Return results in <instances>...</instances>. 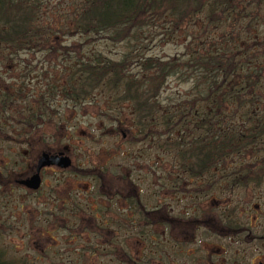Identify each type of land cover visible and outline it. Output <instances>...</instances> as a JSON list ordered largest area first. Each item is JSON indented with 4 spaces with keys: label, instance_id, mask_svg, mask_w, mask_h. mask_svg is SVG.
<instances>
[{
    "label": "trees",
    "instance_id": "trees-1",
    "mask_svg": "<svg viewBox=\"0 0 264 264\" xmlns=\"http://www.w3.org/2000/svg\"><path fill=\"white\" fill-rule=\"evenodd\" d=\"M68 4L66 12L59 10V2L0 0V63L18 50L66 53L53 40L57 31L124 43L125 49L118 59L98 51L73 59L60 70L67 72L63 81L54 79L34 98H26L20 86L1 91L0 141L2 135L13 133L30 144L39 131L40 142H45L43 129L59 119L52 107L54 97L76 106L101 92L108 102L99 112L122 113L120 106L127 103L131 116L126 140L156 138L155 147L171 156L169 171L187 177L206 175L215 193L219 191L214 178H224L227 191L264 183V0H69ZM154 34L167 36L166 41L188 39L183 52L166 58L148 55L145 47L134 48L140 37ZM170 77L189 82L190 87L174 102H163L160 90ZM114 119L121 123L117 116ZM76 170L93 177L95 187L86 192L97 198L107 175L130 179L108 173L106 166ZM124 199L130 205V199ZM75 200L70 198L72 206H77ZM222 204L230 207L214 212L226 222L224 228L248 229L243 206ZM75 209L96 219L93 209ZM257 211L261 215L255 221H260L264 210ZM122 218L128 221L125 215ZM253 235L261 241L260 234ZM1 253L0 264H17Z\"/></svg>",
    "mask_w": 264,
    "mask_h": 264
},
{
    "label": "rangeland",
    "instance_id": "rangeland-1",
    "mask_svg": "<svg viewBox=\"0 0 264 264\" xmlns=\"http://www.w3.org/2000/svg\"><path fill=\"white\" fill-rule=\"evenodd\" d=\"M48 1L51 4L59 2L60 11H70L69 0ZM46 9L51 10L49 5ZM47 14L50 18L51 13ZM195 27L199 32L200 26ZM189 35L191 36L190 33ZM163 37L167 36L143 35L134 48L145 47L148 55L166 58L183 52L184 41L186 43L188 39L179 37L166 41L168 38ZM53 40L65 47L67 54L59 50L51 53L32 51L33 49L10 52L11 58L5 60V63H0V92H12V88L20 86L27 95L26 98H34L46 87L52 86L54 79L63 81L67 72L60 70L67 67L73 59L89 56L95 51L118 59L125 49L124 43L112 44L104 38L85 37L77 33L62 34L57 31ZM195 41L198 43L197 39ZM189 87V82L183 83L170 77L161 88L159 97L163 102H174ZM95 95L91 101L76 106L58 96L54 97L52 107L59 119L55 122L52 120L48 128L40 127L47 128L43 129L47 134H44L45 142H40L39 131L36 136L34 134L30 144L25 138L17 137L13 133L2 135L4 141H0V252L2 251L3 258L17 264H184L181 256H170L168 260L167 239L162 228L132 229L121 224L119 228L115 227L117 233L112 238L110 232L101 233L94 225H79L78 220L84 214L75 208L93 209L98 215V205L95 203L96 197L91 195L93 193L86 192L95 187L93 177L88 176L89 173H80L76 170L78 167L106 166L108 173L115 171L117 174L127 175L143 193H153L159 189L162 191L168 181L166 178L170 177L167 176V170L171 156L155 147L156 138L134 143L126 140L131 116L129 105L121 104L122 113L112 109L110 116L107 113L103 115L99 111L106 108L108 97L105 98L101 92ZM116 116L121 123L115 121ZM118 130L124 133L123 138ZM41 151H63L71 158V164H76L77 168L71 170L70 165L60 170L55 167L44 169L40 173L42 187L34 195L10 181L26 173L30 167L29 159L36 158ZM107 177H110V174ZM123 180L124 178L112 181L114 184L111 185L110 180L106 178L102 185L115 188ZM184 181L183 188L189 190L199 185L191 182L189 178H184ZM214 181L218 193L212 192L210 196L193 194L190 191L191 198L196 195L194 200L184 198L187 192L183 191L184 196H181L178 202L170 200V206H183L186 209L194 202V206L200 209L198 218L209 221H214L211 209L215 208L217 214L221 210L220 203L243 206L246 212H243L245 215L242 217L251 221L255 218L252 216L253 211L259 210L260 207L261 211L264 210V183L258 187L248 186L227 191L222 183L224 178H214ZM159 182H163V187L158 186ZM71 197L77 199V206H72ZM157 199L155 198V201ZM260 222H250L252 232L246 236H243L244 232L227 236L225 230H218L204 245L211 255V262L239 264L240 261H234L235 257H239L242 264H264V238L258 242L253 235L261 234V230V235H264V216L260 217ZM175 230L176 236H183L181 228ZM105 238L114 244L108 245ZM233 255L235 257H232Z\"/></svg>",
    "mask_w": 264,
    "mask_h": 264
},
{
    "label": "flooded vegetation",
    "instance_id": "flooded-vegetation-1",
    "mask_svg": "<svg viewBox=\"0 0 264 264\" xmlns=\"http://www.w3.org/2000/svg\"><path fill=\"white\" fill-rule=\"evenodd\" d=\"M118 131L123 138L124 133L120 130ZM29 160L31 161L28 162L30 164L28 171L23 175L18 176L19 178L17 179L12 178V181H10V183H15L20 188L26 190V192L36 195L42 187V177L40 175L41 171L50 167H58H42L39 171V186L36 190H31L26 188L24 185L18 184L16 182V180L24 179L33 173L36 158ZM169 168L173 169V167L170 166ZM169 168L167 170V176H173L174 180H171L170 177L166 178L168 179V181L165 182L166 187L162 191H160L159 189L156 192L153 191V193H143L142 190L138 188L131 179H124L123 181H120L117 184L118 187L115 188H106L104 185H102V187L99 189L98 198L96 197L95 199V203L98 205V215L95 214L96 219L92 216H88L87 214H85L86 216L81 215V219L78 220L80 222L79 225L90 224L97 226L99 227L101 233L110 232L112 234V238L117 233L115 227L119 228L121 224L132 229L136 227L162 228L165 231V236L167 239L166 252L168 260L170 256H181L180 258L183 259L184 264H213L211 262V255L209 254V252H207L208 248H204V245L207 244L206 240L216 235L218 233V230H225V234L227 236L242 232L245 233L243 236H246V234L252 232V225H250V222L252 224L253 222L255 224L261 223L259 220L255 221V219L259 217L258 211H253L254 213L252 212V216L255 218L253 219V221L247 219L248 229L242 232L240 231V229L239 231L237 230L235 232H230V230L222 226V224H225L226 222L221 221L217 218L216 214L214 213L215 208L211 209L214 221H209L208 219L200 220L198 218V211H200V209L194 206V202H191L186 209L183 206L171 207L169 201L175 200L176 202H178L181 196H184L183 191L187 192V195L186 197L184 196V198H190L194 200L196 198V195H193V197L191 198V195L189 193L190 191L193 194L202 193L204 195L210 194V196L212 192L210 190L211 181L207 182L205 180L206 175L187 177V174H185L184 172L169 171ZM58 169L60 170V168ZM106 178H108L111 185H113L114 183L112 181L115 182V180H121L122 177L118 175H110V177ZM184 178H189L191 182L199 183V185H197L196 187H192L191 190L183 188V185L185 184ZM149 184L152 185L151 180H149ZM136 190L139 191L138 195L136 194ZM122 194L126 197H123ZM124 198L130 199V205L126 203ZM155 198H158L157 201H155ZM220 204L221 208H223V206L225 208L230 207L229 205H225L222 203ZM242 211L246 212V210L244 209H242ZM224 214L226 217L230 216L228 213ZM123 215L128 218V221L122 218ZM236 223L240 222L236 221ZM257 227H259V225ZM110 228L111 230H109ZM175 228H181V230L183 231L181 232V234H183V236H176ZM262 231L263 230L260 231L261 234ZM261 234L259 236L260 240L264 238V235ZM105 241L110 246L114 244L110 242L108 238H105ZM199 241H201V243H199ZM232 257H235V255H233ZM172 262L173 261H171V263ZM239 264H242V261H240ZM258 264H260V262H258Z\"/></svg>",
    "mask_w": 264,
    "mask_h": 264
},
{
    "label": "water",
    "instance_id": "water-1",
    "mask_svg": "<svg viewBox=\"0 0 264 264\" xmlns=\"http://www.w3.org/2000/svg\"><path fill=\"white\" fill-rule=\"evenodd\" d=\"M71 164L70 157L63 151H41L34 164V171L24 179H18V184L24 185L26 188L36 190L40 183L39 171L45 166H56L60 169H65Z\"/></svg>",
    "mask_w": 264,
    "mask_h": 264
}]
</instances>
